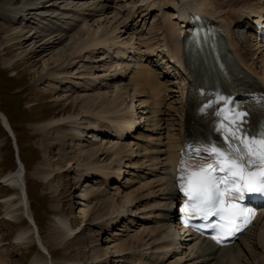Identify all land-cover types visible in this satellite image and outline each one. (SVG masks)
<instances>
[{
	"label": "bare ground",
	"instance_id": "obj_1",
	"mask_svg": "<svg viewBox=\"0 0 264 264\" xmlns=\"http://www.w3.org/2000/svg\"><path fill=\"white\" fill-rule=\"evenodd\" d=\"M60 1L4 0L3 5L7 12L15 13L18 21L25 19L29 23V16L31 17L37 12L40 14L39 16L50 22L53 19L61 20L66 14L72 12L81 13L80 15L86 18L84 20H87L89 16L93 14L95 16V13L99 14L107 10L109 2V0H91V4L85 2L83 5H77L73 1H68L66 4L60 3ZM131 1L129 2L132 5L129 4L131 8L128 9V18L131 14L133 17L137 14V18L141 16L137 8L138 3H136L139 1L141 4L144 1L141 6L145 7V11L151 7L152 10L158 9L161 12L163 19L159 23V27L157 25L160 43H155L151 38L148 42L147 40L142 41V43H146V46L139 45L140 42L138 46H135L136 43L122 42L124 46L122 45L123 47L119 49L117 55L123 64L121 63L120 68L117 67L118 65L116 66L118 70L116 69L111 74L113 79H110L116 80V97L111 100V104L106 105L104 98L106 95L104 94L85 96L78 112H74L68 118L38 123L35 125L38 128L37 131L45 132L55 126L59 127L58 123L69 119L68 121L83 125V128L74 127L70 133L71 138L82 140L83 137H88L93 132L90 136L91 139L96 138L95 142L93 140L91 148L88 145V149H82L84 151H82V157L86 161L79 162L77 166L85 171L89 180L92 178L101 179L96 190L93 189L88 193L85 191V194H87L88 200L97 201L95 221L104 227V230L102 229L104 232H108L112 237L109 243L113 244V248L120 254L119 264H264V224H261L260 217L239 243L215 250L214 245L208 240L187 237L186 232L182 235L177 222L179 215L175 210L178 197L175 181L176 166L183 143L195 126L194 96L202 95L198 85L220 81L223 87L238 93L240 86H246L247 80L249 86L264 90V73L259 70L258 64L251 60V51L253 50L251 48L247 50L241 44L242 41L236 38L234 30L240 23L252 18L256 19L254 22L252 21V27L255 30L254 33H257L259 23L264 24L263 0H226L225 3L222 0ZM58 2L59 5H57ZM52 8H57L56 10L60 12L44 14ZM189 13H198L201 20L215 21L223 33L218 31L215 40L212 38L206 40L200 47H188L190 46L188 35L191 31V27L187 23L190 18ZM77 22L57 29L53 26H51L53 29L51 27H44L43 30L40 28V32L39 29L31 30L29 37L26 38L27 47L24 58L32 55L36 57L35 63L41 62L42 58L52 54L51 50L56 41H59L57 44H61L68 38L67 33L76 27ZM55 24L57 25V23ZM78 24L80 23L78 22ZM123 24L125 31L127 28L129 29L127 19ZM86 27V25H82L79 29L85 31V38L83 40L79 38L76 44L68 45L71 50L68 51V54L56 52L53 57L51 56L52 58L49 57L48 60L51 58V61L44 63V68L50 70V73L42 74L43 78L41 77V79L44 83L65 82L64 87L58 88L56 94L63 92V88L76 81V78H85L83 76L87 71L91 72L90 78L86 82L82 81L76 92L103 87L96 66L83 69L78 73H74L73 70L83 57L84 52L93 53L95 50L106 49V47L113 48L117 45L119 40L117 38L120 36L119 34L118 37L113 35L117 40L113 38L110 40L109 37H102L97 32L91 34L93 30L90 29V25ZM22 30L19 28L12 32L6 31V40L10 47L14 48L19 44L24 47L22 42H19L20 40L15 41ZM118 30L119 26H113L114 33ZM155 37L156 35H154ZM255 38L258 39L257 34L253 38L256 42ZM258 44L259 41L256 45L258 46ZM1 47L5 50L4 45ZM143 47L148 49L150 56L156 57L154 61L158 65L152 64L153 58L150 60L146 56ZM257 49L262 53L259 58H263L262 43ZM68 55L71 56L70 59ZM95 57L97 56L95 55ZM13 61L14 59L9 58L6 65L10 66ZM53 64H55L54 67L48 68ZM163 65L168 69L173 65L179 69L180 80L176 86L170 84L169 78L172 73H165ZM240 74L241 76H239ZM256 75H259L260 79ZM93 78L95 81L99 79L97 84L95 81L92 82ZM241 79L244 82H241ZM174 92H179L182 106L177 104L178 94L176 95ZM73 94V91L69 93L68 98ZM137 98L144 104L142 107L144 110L141 113L145 114L146 128L142 131L140 130L142 126L140 119L143 118V115L139 117L137 113L138 106L136 108V105L138 104L135 105ZM91 107L94 109L89 110ZM96 108L100 109L96 111ZM0 116L15 134L6 114L1 111ZM83 117L89 118L81 123L80 120ZM84 130L88 134L82 135ZM101 135L111 139H121V142L115 143L118 146L115 144L104 146L98 141ZM129 138H133L135 141L133 147L122 142ZM124 158L130 163L127 166L133 167L130 171L125 169ZM20 161L24 168H18L6 174L3 180L5 184L15 188L9 197L5 213L9 217L19 218V220L21 217H26L34 221L35 226L31 223L29 229L19 231L16 241L23 242L22 244H31L37 241L42 251H46L50 255L51 252L41 240L38 224L29 209L25 166L21 159ZM121 164L123 165L121 166ZM62 170L61 166L55 168L49 165H38L35 167L33 175L42 176L47 180L50 176L55 175L56 177V174L61 173ZM127 172L128 174H126ZM194 179L195 177L191 176L188 180L189 184ZM112 182L120 184L113 186L117 191L115 196L107 199L104 197L107 195L105 192ZM119 199L124 200L127 209L118 204ZM52 220L56 223L52 225L58 226L64 237L74 235L75 227L69 219L55 215ZM136 227L143 229L132 234L133 228ZM181 235L186 237H180ZM104 256L101 264H109L108 252L105 251ZM7 263L9 262L5 258L3 250L0 249V264ZM29 264L54 263L51 259L36 256L31 259ZM64 264H79V262L76 259H70Z\"/></svg>",
	"mask_w": 264,
	"mask_h": 264
},
{
	"label": "rangeland",
	"instance_id": "obj_2",
	"mask_svg": "<svg viewBox=\"0 0 264 264\" xmlns=\"http://www.w3.org/2000/svg\"><path fill=\"white\" fill-rule=\"evenodd\" d=\"M68 1H73L74 4L77 5H83L85 2L91 4L92 2L91 0H61L60 3L66 4ZM222 1L225 3L226 0ZM3 2L4 0H0V110L9 118L14 129L13 131L16 134L20 157L25 164V181L29 197V209L38 224L41 240L45 243L51 254L49 255L46 251H42L37 241L31 244H22L23 242L20 243L16 241V236L19 231L29 229L30 223L26 217H21L19 220V218L9 217L5 213L9 197L11 193L15 191V188L5 184L3 180L6 174L15 171L18 163L12 139L2 126L1 121L0 249L3 250L5 258H7L9 262L7 264H29L31 259L36 256L43 257L44 259H51L54 264H64L70 259H76L79 264H101L105 258V251L109 254V264H119L120 254L113 248V244L109 243L112 237H110L108 232H104V227L98 225L97 221H95L97 201L94 199L88 200L86 198L87 194H85V191L88 193V191H93V189L96 190V188L99 187L101 179L92 178L89 180L85 175V171L80 166H77L79 162L86 161V159L82 157L83 150L88 149V145L91 148L92 146L90 145H92L91 143L93 140L95 142L96 138L91 139L90 136L93 132L89 134L88 137H83L82 140L71 138L70 133H72L74 127L80 126L83 128V125L68 121L69 119H65L61 123H58L59 127L55 126L45 132L37 131L38 128H36L35 125L48 120L68 118L74 112H78L81 104H83V97L85 96L89 97L104 94L106 95L104 97L107 103L106 105H108V103L111 104V100L116 97V80L113 81L110 79H113L111 74H113L116 69L118 70V68H120L121 63L123 64L117 55L119 49L124 46L122 42H129L131 44L136 43L135 46H138L140 42L141 44L139 43V45L146 46V43L144 44L142 41L147 40L148 42L152 39L155 43H160L157 32L159 23H161L163 19L162 14L158 9L151 11V7L145 11V7L141 6L144 4V1H142V4L139 1L136 3H138L137 8L141 16L137 18V14L134 17L131 14L128 18V9L131 8L132 5L129 3L132 2L131 0H109L107 10L99 14L95 13V16L93 14L89 16L87 20H84L85 17L83 15L81 16V13L77 14L72 12L66 14L61 20L53 19L50 22L39 16L40 14L37 12V14L34 13L31 17L29 16L28 21L31 23H28L25 19L18 21L15 13L7 12ZM129 4H131L130 7ZM57 5H59V2ZM56 9L57 8L49 9L44 14H57L60 11ZM167 11L169 12L170 10ZM44 14L42 13V15ZM126 19L129 29L127 28L125 31L123 22ZM77 21L80 24H78ZM74 22H77L76 27L71 29V32L69 31V33H67L66 36L68 38L61 44H57L59 41H56L51 50L52 54H48V56H46L47 58L45 57L46 59L42 58V61L39 62L40 64L34 62L36 57L32 55L24 58L27 47L26 38L29 37V32L31 30L37 31L39 29L40 32V28H50L51 26L57 29L58 27L71 25V23ZM55 23H57V25ZM82 25H86L87 27L90 25V29L93 30L91 34H96L97 32L98 35L105 38L109 37L110 40H112V38L116 39L114 37L118 34L120 36V38H117L119 39L117 45L113 48L108 49V47H106V49L93 50V53L84 52L83 57L73 70L74 73H78L83 69L86 70L89 67L96 66L98 69V76L103 82V87L100 86V89L96 90H80L81 92H76V90H79L77 88L78 85L84 80L85 82L88 81V78H90L89 74L91 72L87 71L83 76L85 78H76V81H73L72 84H67L65 88H63V92L56 94L58 88L64 87L65 82H56L57 85L54 82L44 83L41 79V77L43 78L42 74L50 73V70L44 68V63L45 61H51V58L56 52H59L58 54H68L70 50V46L68 45L76 44L79 38L83 40L86 34L84 30H79ZM250 25L251 23L248 19L245 20L244 23H240L234 28L235 35L237 39L242 41L241 44L247 50L249 48L253 50L251 51V60L252 62L255 61L258 64L257 67H259V70L264 73V57L259 58L262 56V53L257 49L259 45L257 46V43L253 39ZM113 26H119V30L115 33L112 31ZM19 28L23 30L18 34L19 37L15 39V41L20 40L19 42H22L24 47L19 44L12 48L6 40V31L12 32L14 29L17 30ZM66 29L69 28L66 27ZM154 35H156L155 38ZM134 36L135 38H133ZM139 38L140 41H138ZM1 45L5 46V50L2 49ZM143 50L146 56L150 55L146 47H143ZM95 55L97 57H95ZM49 57H51L50 60H48ZM9 58L14 59V61L10 66H7L6 62ZM63 58L66 59V57ZM70 58L71 56H69V59ZM152 58V64L158 65L157 62L154 61L156 57H149L150 60H152ZM54 66L55 64L50 65L48 68L51 69ZM172 67L168 69L167 66L163 65L165 73H172V77L169 78V80H171L170 84L176 86L180 80L178 77L180 75L179 69H176V66ZM93 81H95V78H93L92 82ZM98 81L99 79L95 81L96 84ZM54 86L58 87L55 88ZM71 89H73L72 91L74 94L72 97L68 98V94L72 92L70 91ZM176 90L178 91L177 87ZM175 93L176 95L178 94L177 104L179 103L178 105L181 106L180 94L179 92H174V94ZM135 101H137L135 105L138 104L136 108L138 106L137 113L139 117L143 115V118L140 119L142 125L140 130L142 131L146 128L145 114L141 113V111L144 110L142 108L144 104L139 101V98ZM100 108H96L95 110L98 111ZM93 109V107L89 108V110ZM88 118L83 117L80 122L84 123ZM84 134H88V132L86 133L84 130L82 135ZM132 140L133 138H129L122 142L128 143L133 147L135 141ZM98 141L99 143H103L104 146H111L117 143V141L121 142V139L116 140V138L111 139L110 137L107 138L101 135ZM115 145L118 146V144ZM123 160L126 163L124 165L125 169L130 171L133 167L127 166L130 163L126 161V158ZM46 164L55 168L61 166L63 170L60 171L61 173L56 174V177L55 175L50 176L48 178L49 180H45L42 176L33 175L36 166H47ZM122 165L123 164H121V166ZM126 174H128V172ZM115 184V182L111 183V186H109L105 192L107 194L104 196L105 198L110 199L111 196H115L117 192L113 187ZM119 184L117 183L116 185ZM118 204L127 209V205H124L123 199H119ZM55 215L63 216L71 221L75 227L74 235L64 237L60 228L52 225L56 224L52 220ZM262 222L264 223V220ZM140 229L143 228H133L131 233L134 234Z\"/></svg>",
	"mask_w": 264,
	"mask_h": 264
},
{
	"label": "snow or ice",
	"instance_id": "obj_3",
	"mask_svg": "<svg viewBox=\"0 0 264 264\" xmlns=\"http://www.w3.org/2000/svg\"><path fill=\"white\" fill-rule=\"evenodd\" d=\"M231 136L239 142V147H232L227 155L212 148L211 151L218 154L215 168L200 166L197 172L191 173L195 179L187 194L194 208L193 215L203 218L214 215L228 220L236 215L232 211L238 207L234 199L242 200L245 192L264 193V139H241L236 132ZM216 172L223 175H215Z\"/></svg>",
	"mask_w": 264,
	"mask_h": 264
},
{
	"label": "water",
	"instance_id": "obj_4",
	"mask_svg": "<svg viewBox=\"0 0 264 264\" xmlns=\"http://www.w3.org/2000/svg\"><path fill=\"white\" fill-rule=\"evenodd\" d=\"M0 118L3 120V118H2V116H0ZM4 121V120H3ZM8 129H9V127H8ZM14 138V137H13Z\"/></svg>",
	"mask_w": 264,
	"mask_h": 264
}]
</instances>
